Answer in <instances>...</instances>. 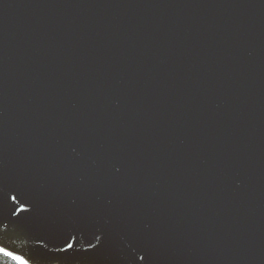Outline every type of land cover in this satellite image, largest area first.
I'll return each mask as SVG.
<instances>
[{
    "label": "water",
    "instance_id": "95a60500",
    "mask_svg": "<svg viewBox=\"0 0 264 264\" xmlns=\"http://www.w3.org/2000/svg\"><path fill=\"white\" fill-rule=\"evenodd\" d=\"M0 241L264 264V0H0Z\"/></svg>",
    "mask_w": 264,
    "mask_h": 264
},
{
    "label": "snow or ice",
    "instance_id": "6c2138e0",
    "mask_svg": "<svg viewBox=\"0 0 264 264\" xmlns=\"http://www.w3.org/2000/svg\"><path fill=\"white\" fill-rule=\"evenodd\" d=\"M67 247L71 248L72 245L68 244ZM0 256L8 258L14 264H28V261L22 255H16L13 251H10L7 246L3 245L2 241H0Z\"/></svg>",
    "mask_w": 264,
    "mask_h": 264
},
{
    "label": "trees",
    "instance_id": "16d2710c",
    "mask_svg": "<svg viewBox=\"0 0 264 264\" xmlns=\"http://www.w3.org/2000/svg\"><path fill=\"white\" fill-rule=\"evenodd\" d=\"M0 264H14L13 261H10L8 258L0 256Z\"/></svg>",
    "mask_w": 264,
    "mask_h": 264
}]
</instances>
